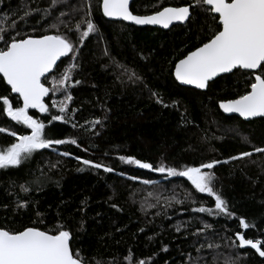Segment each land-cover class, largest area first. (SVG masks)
I'll return each instance as SVG.
<instances>
[{
	"label": "trees",
	"instance_id": "obj_1",
	"mask_svg": "<svg viewBox=\"0 0 264 264\" xmlns=\"http://www.w3.org/2000/svg\"><path fill=\"white\" fill-rule=\"evenodd\" d=\"M190 2L163 0V6ZM50 3L0 0V24L7 27L14 18L20 26L13 35L15 31L33 36L54 34L55 29L48 27L54 17L44 23L42 13L32 11L27 23L19 19L25 10H43ZM83 3L66 0L54 16L67 12L74 24L82 13L73 12V8ZM89 3L97 32L86 38L75 61L79 67L73 79L81 83L70 87L73 100L66 110L68 122L48 124L51 115L61 114L51 105L63 100L62 91L50 92L44 98L49 113L28 110L46 124L50 138L75 139L77 143L38 150L21 166L0 169V226L22 229L40 219L42 229H54L62 223L71 231L72 250H79L88 264H95V260L109 264L113 258L118 264H129L124 259L127 255L137 260L151 257L148 264H224L228 257L236 264H264L252 251L231 246L237 231L246 238L264 240V153L253 151L254 147L264 148V119L243 122L223 116L217 106L221 99L243 94L245 78L239 73L223 76L199 92L180 87L172 75L175 62L198 45L211 19L201 15L190 26H174L167 31L136 28L105 20L101 0ZM159 3L133 0L130 10L138 15L152 14ZM61 31L65 29L61 27ZM70 35L78 43L77 35ZM70 62L71 55L64 57L43 81L45 86L53 87V76L59 78ZM132 72L142 79L130 80ZM153 92L169 106L157 103ZM0 95H7L13 107L22 106L1 78ZM172 101L178 103L173 106ZM3 107L0 101V128L6 130L0 132V148L15 141L11 132L21 135L31 131L13 121ZM97 119L101 123L93 127L91 122ZM64 152L70 155H62ZM242 152L253 154L229 159ZM120 156L150 163L153 169L123 162ZM76 157L102 163L114 171L84 166ZM212 160L221 162L210 170L215 175L214 187L235 216L196 211L202 206L214 209V199L196 191L185 177L154 170L161 163L182 170ZM51 164L57 167L51 168ZM80 168L83 171H78ZM21 184L29 188L27 193L21 191ZM22 200L30 206L17 208ZM241 217L250 225L248 229L241 228ZM206 224L210 227L205 228ZM209 244L216 247L209 248Z\"/></svg>",
	"mask_w": 264,
	"mask_h": 264
},
{
	"label": "snow or ice",
	"instance_id": "obj_2",
	"mask_svg": "<svg viewBox=\"0 0 264 264\" xmlns=\"http://www.w3.org/2000/svg\"><path fill=\"white\" fill-rule=\"evenodd\" d=\"M65 3L66 0H51L48 8L25 10L23 16L19 17L24 23L28 22L27 18L31 16L32 11L42 13L40 19L44 23L48 22V18L54 17V22L48 25L49 29H55L54 34L33 36L21 35L19 31H15L13 35L12 31L20 26L16 19L13 18L7 27L0 24V43L3 44V47H0V77L10 86L11 92L18 94L19 100H22V106L13 107L7 95H0V101L4 106L3 112L13 121L31 130L28 134L17 135L15 131L10 133L15 137V141L7 147L0 148V169L19 167L32 159L33 154L38 150L64 143H77L75 139L66 141L50 138L46 131V124L28 112L29 109H37L40 113H49V106L44 102V98L50 92L55 94L62 91L63 100L54 101L51 105L53 108L58 107L61 114L51 115L48 124L51 125L54 121L68 122L66 110H68V102L73 100L70 87L81 83L73 79V74L79 67L75 61L78 59V52L82 49L86 38L96 33L97 27L92 19L89 0H84L79 8H73V12L82 13L79 21L74 24L67 12L61 11L59 16H54L55 11H59L58 6ZM154 7L158 10L151 15H135L130 11V0H102L100 4L105 17L131 21L136 25H160L164 29H169L170 25L174 26L175 22L190 26L201 15L205 20L210 18L211 26L198 45L175 62L173 69L175 80L184 85L195 86L196 89H206L210 81L214 82L216 78H222V74L237 75L239 73L245 78V91L235 98L221 99L219 108L224 113H238L245 119L264 118V0H191L190 3L181 6H163V0H160V3ZM7 20L8 18L5 17V22ZM36 23L39 24L40 20ZM61 27L65 31H61ZM189 30H191L190 27ZM32 31L36 32L37 29L34 27ZM201 31L203 32V29ZM70 34L77 35L78 43L71 39ZM105 54L108 55L107 51ZM69 55H71V62L59 73V78L53 76V87H46L43 81L47 80L48 75L58 68L57 62ZM129 79L135 82L142 78L132 72ZM152 95L156 97L157 103L165 107L169 106L157 93L153 92ZM177 103V101H172L173 106ZM91 123L95 127L101 121L97 119ZM76 126L73 125V127ZM5 131L4 128H0V132ZM253 151L264 153V148L254 147ZM252 154L253 152H242L229 159L251 157ZM62 155L70 154L64 152ZM76 159L84 166L103 169L105 172L114 171L112 167L90 159L81 157H76ZM119 159L144 169H153L152 164L142 162L132 156H120ZM219 163L221 162L218 160H212L208 163H201L199 166H184L182 170L161 163L154 170L160 173L166 172L168 176L185 177L196 191L207 193L214 199V209L202 206L195 209L196 211L232 217L235 213L229 211L227 202L215 189V175L213 171H210ZM50 167L55 168L57 164H51ZM78 171H83V168ZM41 175L44 173L42 172ZM130 178L137 179L136 177ZM20 189L25 193L29 191L25 184H21ZM187 195L190 196L191 193ZM28 206L30 205L27 201L22 200L17 208ZM112 206L117 207L115 204ZM40 215L38 212L37 216ZM42 223L43 221L38 219L31 226H25L22 229L0 226V264H88V260L82 258L79 250L75 252L72 250L70 229L62 223L54 229H42L40 227ZM239 223L243 229L250 227L242 217L239 218ZM208 227L210 225L206 224L205 228ZM179 230L177 227V231ZM198 231H203V229ZM235 238L231 240L229 237L231 246H250L259 256L264 257V240L246 238V235L240 231L235 233ZM208 247L216 246L209 244ZM164 250H167V246ZM124 259L129 264H148L151 257L137 260L134 255H127ZM95 264H103V262L95 260ZM109 264H118V262L113 258ZM224 264H236V260L228 257Z\"/></svg>",
	"mask_w": 264,
	"mask_h": 264
},
{
	"label": "water",
	"instance_id": "obj_3",
	"mask_svg": "<svg viewBox=\"0 0 264 264\" xmlns=\"http://www.w3.org/2000/svg\"><path fill=\"white\" fill-rule=\"evenodd\" d=\"M101 2H102V0H101ZM132 2H133V0H130V7H131V4H132ZM100 11H101V14H102V16H103V12H102V9L100 8ZM131 11V10H130ZM135 15H138V14H135ZM147 15H151V14H147ZM103 18L105 19V20H107V21H109V22H122V23H125V24H127V25H131V26H134V27H136V28H156V29H159V30H163V31H167V30H169V29H171L172 27H174V26H180V25H183V24H180L179 22H175V25L173 26V25H170V27H169V29H164L162 26H160V25H136L135 23H133V22H131V21H123L122 19H114V18H109V17H105V16H103ZM64 59V57H62L61 59H60V61H58L57 62V64H59L62 60ZM175 66V65H174ZM174 69V68H173ZM53 73V72H52ZM172 75H173V72H172ZM49 76V75H48ZM223 76H227V74H222V77ZM1 79H2V77H0ZM173 79L175 80V77H174V75H173ZM216 79H218V78H216ZM215 79V80H216ZM175 82L180 86V87H183V88H188V89H193V90H196V91H199V92H205L206 90H207V88L206 89H196L195 88V86H192V85H184V84H181L180 82H178V81H176L175 80ZM212 81H210L209 83H211ZM5 84H6V82H5ZM6 86L11 90V88H10V86H8L7 84H6ZM12 93V92H11ZM14 96H16V97H18V94H16V93H12ZM21 102H22V100H21ZM218 109H219V111L221 112V114L223 115V116H226V117H235V118H237V119H239V120H241V121H243V122H250V121H252V120H256V119H264V118H261V117H254V118H249V119H245V118H243V117H240L239 116V114L238 113H224L220 108H219V102H218ZM234 239H236L235 238V235H234ZM237 242V244H239V241L237 240L236 241ZM241 250H244V251H246V250H250V251H252L258 258H260V259H262V260H264V257H261V256H259V254L254 250V249H251L250 248V246H245V247H239Z\"/></svg>",
	"mask_w": 264,
	"mask_h": 264
},
{
	"label": "rangeland",
	"instance_id": "obj_4",
	"mask_svg": "<svg viewBox=\"0 0 264 264\" xmlns=\"http://www.w3.org/2000/svg\"><path fill=\"white\" fill-rule=\"evenodd\" d=\"M204 194L208 195L207 193H204Z\"/></svg>",
	"mask_w": 264,
	"mask_h": 264
}]
</instances>
